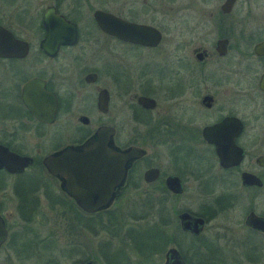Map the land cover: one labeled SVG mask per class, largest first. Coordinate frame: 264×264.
I'll list each match as a JSON object with an SVG mask.
<instances>
[{"label":"flooded vegetation","instance_id":"obj_1","mask_svg":"<svg viewBox=\"0 0 264 264\" xmlns=\"http://www.w3.org/2000/svg\"><path fill=\"white\" fill-rule=\"evenodd\" d=\"M254 1L126 0L116 11L108 0H0V150L11 155L0 153L8 168H0V264L13 250L34 247L42 201L72 203L71 229L98 240L102 264H164L170 248L184 264H264V14H254L261 5ZM137 9L141 16L132 18ZM95 12L154 29L159 40L117 39L98 28ZM92 30L101 44L90 38ZM100 127L112 129L108 145L116 152L136 149L138 156L126 162L110 206L86 213L43 160L78 147ZM23 158L31 164L23 166ZM169 178L179 182V194L167 188ZM191 185L202 191V202L176 206L172 199ZM123 199L164 204V219L151 224L166 226V242L152 239L148 258L138 257L123 232V245L93 237L94 216L105 220L103 213ZM121 210L113 216L132 220ZM181 213L203 221L198 235L181 229ZM99 241L107 242L104 254ZM71 252L79 257L74 264H94L88 246Z\"/></svg>","mask_w":264,"mask_h":264},{"label":"water","instance_id":"obj_2","mask_svg":"<svg viewBox=\"0 0 264 264\" xmlns=\"http://www.w3.org/2000/svg\"><path fill=\"white\" fill-rule=\"evenodd\" d=\"M228 0V4H229ZM94 20L98 28L117 39L137 44L155 45L159 40L156 30L146 26L126 23L112 15L101 12L94 13ZM60 26L68 25L60 19ZM70 27V26H69ZM73 30V26H71ZM55 36V33H48ZM150 38V40H144ZM105 101L99 99L98 108L103 112ZM112 129L100 127L94 136L76 148L62 150L43 160V165L49 175L62 181L61 188L75 205L86 213H94L110 206L112 200L118 195L126 162L137 155L136 149H129L125 153L116 152L108 145ZM0 153L11 156L5 149ZM16 157V156H15ZM12 156V158H15ZM31 164L30 158H23V166ZM5 165L0 164V168ZM147 172L146 175H152ZM167 188L175 194L181 192L179 182L175 178L167 180ZM181 229L192 235H198L202 230L203 221L187 213L178 216ZM164 264H184L178 251L170 248L165 253ZM86 264H90L89 262Z\"/></svg>","mask_w":264,"mask_h":264},{"label":"rangeland","instance_id":"obj_3","mask_svg":"<svg viewBox=\"0 0 264 264\" xmlns=\"http://www.w3.org/2000/svg\"><path fill=\"white\" fill-rule=\"evenodd\" d=\"M113 1V3L111 2ZM158 1V0H157ZM96 2V1H95ZM110 2V3H109ZM123 2H126V0H108L109 7L113 10L119 11L118 6L123 8ZM213 3V2H209ZM254 4H261L258 7V10L254 11V14L260 18L262 14H264L262 7L264 5V0H255ZM155 6L158 8V6L155 4ZM211 10L210 7H206V10ZM208 14V13H206ZM132 18H139L141 16V13L139 10H135L133 12ZM82 24H85L87 27L86 21H81ZM92 35L90 38L93 40L94 38H97V41L101 44V37L96 34L94 30H92ZM166 32V31H165ZM175 36L174 34H172ZM168 38V34L166 37V40ZM92 55L93 57L97 54V49L95 47V41L92 43ZM165 45L162 47L161 52L165 49ZM100 69V66H99ZM62 120V119H61ZM147 191H151V188H146ZM41 195V194H40ZM42 196V195H41ZM40 196V197H41ZM130 196H136V194H130ZM43 197V196H42ZM131 198V197H130ZM203 199V193L200 190L199 187H195L194 185L187 186L185 193L179 197L172 199V202L182 208H189L194 209L196 208ZM125 199L119 201L118 203H115L113 205V210L116 209H122L126 207V204L124 202ZM42 208H43V215L40 220V225L34 224L35 233L36 235H31V244L34 245V247H31L29 250L26 251V249H23L24 247H21L20 250H13L11 254V260L8 264H47L48 261H51L52 259L55 260L57 264H74V262L79 259L77 255H73L71 252L72 246L79 245L81 248L86 250V246H88V252L91 253L92 258L94 260V264H102L98 259L97 256V239H91L89 240L80 230L71 229L70 224V207L72 203L66 202L65 204H60L58 206H54L52 209L49 208L48 203L45 202L43 204L42 201ZM122 211V210H121ZM151 214V213H150ZM147 221L152 222L154 221L153 217H149ZM38 228V229H37ZM205 236H211L212 233L206 231ZM38 235V236H37ZM49 241L50 243H42L41 241ZM187 238H183V246L190 247V243H188ZM38 243V244H36ZM26 247V246H25ZM127 254L133 258L134 263L136 262L135 255L128 249H126ZM224 259L230 258V253L224 252V255H222ZM97 258V259H96ZM158 260V257H157ZM158 260L159 264L161 263ZM146 264V263H145Z\"/></svg>","mask_w":264,"mask_h":264},{"label":"trees","instance_id":"obj_4","mask_svg":"<svg viewBox=\"0 0 264 264\" xmlns=\"http://www.w3.org/2000/svg\"><path fill=\"white\" fill-rule=\"evenodd\" d=\"M32 192V191H30ZM47 192V191H46ZM46 196H50L51 194L47 192L45 194ZM60 204H65L60 202ZM49 208L52 209L54 206H57L59 204L51 203L48 204ZM120 211V209H118ZM114 210L109 209L106 210L103 214L105 215V220L101 218V214L95 215L92 221V233L93 237L100 238L101 235H107L109 238L116 237L118 239V242L123 245L125 243L124 241H121V232H123L126 236H128L131 240V244L134 246V252L140 256L141 258H148V255L150 254V250L152 251L153 242L152 239H157V241H160V239L163 240V242H166L165 239V225H161L160 227L154 226L151 224V222L147 221L149 217H155L159 218V221L164 219V213H165V207L164 204L161 203H142V204H128L125 207L124 212L130 214L133 216L132 220L127 219H121L118 220L113 216ZM151 213V214H150ZM154 215V216H153ZM137 222V225H130L128 222ZM106 222V224L104 223ZM83 220H81L80 216H77V224L78 226H84ZM163 223V222H162ZM155 237V238H154ZM50 241V240H49ZM49 241H45L42 243H50ZM107 242L99 241V247L101 250H99L100 254L106 253L109 249H107ZM192 243V242H190ZM51 244V243H50ZM183 255L186 253L182 252ZM186 256V255H185ZM103 260H107L104 256L101 257ZM55 260L48 261L47 264H57L54 262Z\"/></svg>","mask_w":264,"mask_h":264}]
</instances>
